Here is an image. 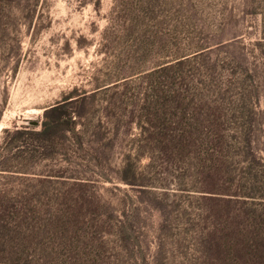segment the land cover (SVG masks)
I'll return each mask as SVG.
<instances>
[{
	"label": "rangeland",
	"instance_id": "1",
	"mask_svg": "<svg viewBox=\"0 0 264 264\" xmlns=\"http://www.w3.org/2000/svg\"><path fill=\"white\" fill-rule=\"evenodd\" d=\"M263 44L264 0H0V137L58 104L75 123L38 170L58 176L60 264H142L159 235L186 253V214L240 176L244 122L264 147Z\"/></svg>",
	"mask_w": 264,
	"mask_h": 264
},
{
	"label": "trees",
	"instance_id": "2",
	"mask_svg": "<svg viewBox=\"0 0 264 264\" xmlns=\"http://www.w3.org/2000/svg\"><path fill=\"white\" fill-rule=\"evenodd\" d=\"M65 104L46 110V121L39 132L26 127L2 131L0 264H60L57 257L62 246V221L61 196L56 190L58 176L43 175L38 170L52 154V132L62 124L70 130L75 125L71 114L61 113ZM63 116L66 120H61ZM253 120L244 122L238 131L239 144L244 146L239 161L240 176L219 196H202L205 207L199 214H186L193 217L192 228L187 239L184 238L188 243L186 253L178 257L167 251L166 235H159L157 255L153 260L142 256V264H164L163 261L170 260L179 264H264V147L260 149L258 145L257 122ZM220 124L218 119L211 127L208 125L202 145L211 144L213 150L223 148L226 136ZM178 138L181 137L170 139L176 142ZM223 165L230 169L231 162L221 156L218 166ZM129 230L117 227L115 232L120 241L129 242L130 236L124 238ZM106 234L104 231L100 238L88 240L91 244L99 242V247L104 248ZM139 242L146 245L144 240ZM178 246L174 249H179Z\"/></svg>",
	"mask_w": 264,
	"mask_h": 264
},
{
	"label": "water",
	"instance_id": "3",
	"mask_svg": "<svg viewBox=\"0 0 264 264\" xmlns=\"http://www.w3.org/2000/svg\"><path fill=\"white\" fill-rule=\"evenodd\" d=\"M30 124L33 126H36V125H38V122L37 121H31Z\"/></svg>",
	"mask_w": 264,
	"mask_h": 264
}]
</instances>
